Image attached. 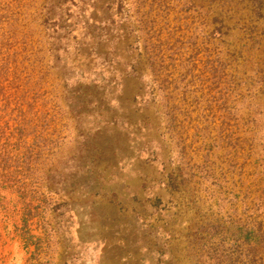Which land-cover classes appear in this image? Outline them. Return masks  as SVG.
Returning a JSON list of instances; mask_svg holds the SVG:
<instances>
[{
  "label": "rangeland",
  "instance_id": "obj_1",
  "mask_svg": "<svg viewBox=\"0 0 264 264\" xmlns=\"http://www.w3.org/2000/svg\"><path fill=\"white\" fill-rule=\"evenodd\" d=\"M211 1L0 6V264H233L264 229V0L221 41Z\"/></svg>",
  "mask_w": 264,
  "mask_h": 264
},
{
  "label": "trees",
  "instance_id": "obj_2",
  "mask_svg": "<svg viewBox=\"0 0 264 264\" xmlns=\"http://www.w3.org/2000/svg\"><path fill=\"white\" fill-rule=\"evenodd\" d=\"M211 2H214V0H212ZM23 3H24V0H0V6L4 5L6 9L9 11L10 16L18 14V12L20 15L21 13L20 10H22L23 8ZM226 3L227 5L225 4L221 6L214 5L213 7L211 6L206 7L205 2L197 3L198 10H200L201 12L205 10V17L203 18L204 28L206 26H210L208 29L205 30V32H210V33L218 32L220 34L219 36L220 41L221 39H224V37L222 36H227V37L232 36L233 37V0H226ZM205 18H206V21H205ZM213 22L218 23V26L215 28L213 27V30L211 31V26ZM223 46L224 45L220 43V47L222 48ZM231 46H233V43L229 44L228 47H225L227 48V50L222 48V50L219 51L220 55L223 56L225 62L229 60L228 51L233 52V50H230ZM246 48H248L247 52H249L250 46L246 45ZM150 62H151V67H152L154 63L153 57H150ZM224 104H225L224 106L227 105L226 103ZM175 106L176 105L174 104L173 107L175 108ZM173 107H172V110H173ZM170 118L172 119V117ZM220 119H221L220 126H222V130L225 132V131H228L229 129L230 130L232 129L229 136L233 137V127L227 124V122H229V119L233 120V118H230L229 115H226V113H223ZM222 161L225 164L228 163L227 167H230V168L236 167V164H233V151L225 152L223 155ZM239 166L241 167V165ZM238 174L239 176H241L242 173H238ZM181 176L182 175L178 172L175 173V175L171 174L170 175L171 185H174V187H176L175 182L177 181V179L181 178ZM251 202H252V205H251L252 208L259 209L261 204L264 203V199L259 198L258 201H256V199L253 198ZM223 230L226 231V228L224 227ZM262 231H264V229H263V224L261 222L257 223V225H253L252 230L250 232L251 237H248V239H246V242H241V238L233 234V250L231 252V255L233 256V264H263L264 235L262 236L260 235V232ZM225 238H228V236H226ZM261 250H262V253H261ZM159 253H162V249L159 250ZM245 261L246 263H244Z\"/></svg>",
  "mask_w": 264,
  "mask_h": 264
}]
</instances>
